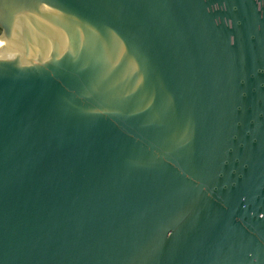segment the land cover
<instances>
[{"label":"water","instance_id":"1","mask_svg":"<svg viewBox=\"0 0 264 264\" xmlns=\"http://www.w3.org/2000/svg\"><path fill=\"white\" fill-rule=\"evenodd\" d=\"M0 264H264V0H0Z\"/></svg>","mask_w":264,"mask_h":264},{"label":"bare ground","instance_id":"2","mask_svg":"<svg viewBox=\"0 0 264 264\" xmlns=\"http://www.w3.org/2000/svg\"><path fill=\"white\" fill-rule=\"evenodd\" d=\"M4 46V43L0 42V49Z\"/></svg>","mask_w":264,"mask_h":264}]
</instances>
